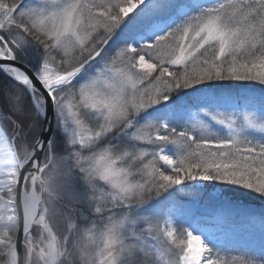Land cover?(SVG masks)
<instances>
[{
  "label": "snow or ice",
  "instance_id": "1",
  "mask_svg": "<svg viewBox=\"0 0 264 264\" xmlns=\"http://www.w3.org/2000/svg\"><path fill=\"white\" fill-rule=\"evenodd\" d=\"M179 186L260 247L142 215ZM0 264H264V0H0Z\"/></svg>",
  "mask_w": 264,
  "mask_h": 264
},
{
  "label": "rangeland",
  "instance_id": "2",
  "mask_svg": "<svg viewBox=\"0 0 264 264\" xmlns=\"http://www.w3.org/2000/svg\"><path fill=\"white\" fill-rule=\"evenodd\" d=\"M254 94L252 93L254 97H259L260 95L258 90ZM247 102L250 103L251 101L248 100ZM247 102L238 101L241 107L246 105ZM256 103L258 107V100ZM196 111V109H192L190 112L184 113V119L190 120ZM201 118L208 119L203 115ZM179 187V191L175 189L170 190L172 195L168 200L164 201L163 197H161V204L154 205L152 210L144 212L142 215L157 214L163 217L172 214L173 222L178 229L188 228L192 231L198 219H207L213 224L205 228V238L211 240L214 244H219L221 247L233 249V254H239V252L247 248L258 249L260 247L259 226H253L243 216L236 215L237 212H242L245 208H259L261 204L259 200L254 198L255 202L246 203L238 192L225 193V190L219 187L200 189L201 191L197 195H191L190 190L184 189L182 186ZM222 207L231 209L233 212V215L230 217L231 219L225 222L218 221V217L224 211ZM239 207L242 209H239ZM56 223L61 229L64 227V220L62 218L58 219ZM161 223H163V220H161ZM235 233L249 237L244 242H223L226 238H234ZM161 254H163V249L161 250Z\"/></svg>",
  "mask_w": 264,
  "mask_h": 264
},
{
  "label": "bare ground",
  "instance_id": "3",
  "mask_svg": "<svg viewBox=\"0 0 264 264\" xmlns=\"http://www.w3.org/2000/svg\"><path fill=\"white\" fill-rule=\"evenodd\" d=\"M190 190V194L191 195H197L201 190H193V189H188ZM225 209H228V208H223L222 207V210H225ZM231 218H228L227 220H230ZM227 220H224V219H218V221L220 222H225ZM210 224H213L211 223V221L207 220V219H198V221H196L194 227H193V233L195 235H201L203 238L206 237V234H205V228L209 227Z\"/></svg>",
  "mask_w": 264,
  "mask_h": 264
},
{
  "label": "trees",
  "instance_id": "4",
  "mask_svg": "<svg viewBox=\"0 0 264 264\" xmlns=\"http://www.w3.org/2000/svg\"><path fill=\"white\" fill-rule=\"evenodd\" d=\"M239 101L240 102H242V101H246L247 102L248 100L241 98ZM238 193H239L240 197L244 200V202H246V203H252L251 201H254L253 200L254 197L247 196V195H245L243 193H240V192H238ZM255 204H257V203H255ZM248 237L249 236H246V235H243V234H239V233H235L234 238H232V239L226 238L225 240H223V242L224 243H227V241H229V242H234V241H241L242 242L243 241L244 242V240L247 239Z\"/></svg>",
  "mask_w": 264,
  "mask_h": 264
}]
</instances>
